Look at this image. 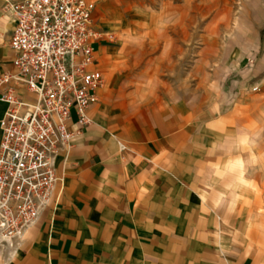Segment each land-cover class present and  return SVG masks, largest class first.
Here are the masks:
<instances>
[{"label":"crops","instance_id":"1","mask_svg":"<svg viewBox=\"0 0 264 264\" xmlns=\"http://www.w3.org/2000/svg\"><path fill=\"white\" fill-rule=\"evenodd\" d=\"M4 1L0 78L16 72ZM84 1L103 34L91 45L98 100L89 123L71 122L49 204L0 264H264V58L223 52L214 0H180L173 27L147 11V30L141 0ZM232 32L229 49L261 48L253 26Z\"/></svg>","mask_w":264,"mask_h":264},{"label":"built area","instance_id":"2","mask_svg":"<svg viewBox=\"0 0 264 264\" xmlns=\"http://www.w3.org/2000/svg\"><path fill=\"white\" fill-rule=\"evenodd\" d=\"M94 4L84 0H5L13 21L10 48L16 87L0 90L6 110L0 119V237L20 240L49 204L58 154H69L79 126L90 122L87 109L98 100L104 78L91 68L92 43L102 37L92 22ZM110 37V36H109ZM255 89V88H254Z\"/></svg>","mask_w":264,"mask_h":264},{"label":"rangeland","instance_id":"3","mask_svg":"<svg viewBox=\"0 0 264 264\" xmlns=\"http://www.w3.org/2000/svg\"><path fill=\"white\" fill-rule=\"evenodd\" d=\"M140 9L143 13L137 16V26L145 25L147 30V11L153 12L151 16L152 23L155 25H163L173 27L178 20L176 9L180 0H141ZM210 5L215 10V19L211 23L212 37L223 42L225 54L231 51L233 58L235 56L245 55V51L250 52L246 57V61L252 66L257 59L264 58V0H214ZM197 7V6H195ZM202 8V7H201ZM204 19L201 20L203 22ZM200 22V24H201ZM248 27H254V33H248L249 37L260 36L262 45L257 51L245 50L239 47L229 49L230 41H240L241 34L232 32V28L236 30H247ZM201 29V28H199ZM172 31V30H170ZM169 31V35L173 32ZM201 31V30H199ZM159 35V34H158ZM136 39L140 41L147 40V33L136 34ZM262 58V59H261ZM186 67V66H185ZM6 242L0 237V249Z\"/></svg>","mask_w":264,"mask_h":264}]
</instances>
